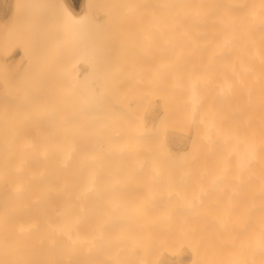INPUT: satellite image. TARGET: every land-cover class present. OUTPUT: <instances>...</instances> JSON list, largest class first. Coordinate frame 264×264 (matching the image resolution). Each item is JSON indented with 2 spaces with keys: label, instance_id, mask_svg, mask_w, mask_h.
<instances>
[{
  "label": "bare ground",
  "instance_id": "obj_1",
  "mask_svg": "<svg viewBox=\"0 0 264 264\" xmlns=\"http://www.w3.org/2000/svg\"><path fill=\"white\" fill-rule=\"evenodd\" d=\"M78 14L64 5L73 78L51 91L62 110L37 117L46 135L36 118L10 124L25 114L0 81V262L130 264L159 243L176 244L160 264H182L197 242L264 264V0H153L145 96L95 64L79 72ZM101 81L108 102L83 111Z\"/></svg>",
  "mask_w": 264,
  "mask_h": 264
},
{
  "label": "rangeland",
  "instance_id": "obj_2",
  "mask_svg": "<svg viewBox=\"0 0 264 264\" xmlns=\"http://www.w3.org/2000/svg\"><path fill=\"white\" fill-rule=\"evenodd\" d=\"M63 9V0H12V2L11 0H0V81L6 82V84L2 83L5 84V86L7 85L11 91L8 92V95L15 96L16 99L13 97L15 100H17V86L22 82L31 85H43L44 93L51 95L53 89H56L58 92L62 89L61 91L64 92L63 87H65L66 84L64 81L72 80L73 77L71 76V72L74 70L73 66L75 61H73L74 57L72 54L69 55L73 58H64L65 56H69L66 55L67 49L68 53H71V51H69L71 45L69 46L63 42V40L68 38V35L66 36L64 34ZM152 13L153 0H85L78 14L81 15L82 18L81 33L83 35L79 38L82 42L76 48H82L86 52L85 59L80 63L81 67L79 68V72H85L86 69L84 67L86 65L90 63L95 64L98 66L97 70L94 71L96 74L110 73L113 74V78L117 79V81L118 78H122L121 81H123V83H127L128 81L126 80H129L131 86L128 85L129 83H127V86L129 90L131 89V95L132 90L134 94L135 92L137 93V90L140 88L141 95L145 96V90H143L144 94L141 90L145 89L146 85L140 83V85H138L140 87L137 86L138 89L134 85L137 84V81L138 83L141 81L143 83H145V81L147 82L146 78L148 75L146 74L149 73V71H147L149 70L147 65L149 66V61H151L149 60L151 54H149V52L151 51L149 48L145 47L146 29L144 28L147 26ZM60 72L68 73V75L62 74L61 77ZM64 75L66 77H64ZM62 83H64V85H62ZM3 84L2 88L5 87ZM60 84L63 87H61ZM58 85H60V88H58ZM1 89L0 92H3L4 88L2 89L3 91H1ZM52 92H54V90ZM136 93L134 95H136ZM2 94H4V92ZM54 94L56 93H53V95ZM64 95L66 94L64 93ZM75 95H77V93L74 95L72 94V96ZM56 96H58V94L55 95V97ZM61 96L63 95L61 94ZM7 98L8 97H6V99ZM0 101V103H2L3 100ZM17 102L19 101H14L15 105H17ZM14 103H12V107H15ZM7 105L8 103L6 106ZM4 107L2 109H4L5 112L8 109L11 117H13L12 111L14 112V108L10 109L11 104L6 108ZM17 110L18 109L15 108L16 112ZM17 113L20 114V112ZM42 114L43 112L40 116ZM3 116L0 115L1 119ZM15 116L13 117L14 121L12 119L9 120L10 116L7 119L8 121L12 120L10 122V124L12 123L11 125H13L15 121L17 123L19 122V120H16ZM21 117H23V115ZM36 119L38 120V118ZM41 120L42 119L38 121L42 122ZM47 121L50 120L48 119ZM0 122L2 123L3 121L1 120ZM10 124L8 125V129ZM27 124L25 126H27ZM32 124H28L30 127L27 126L28 129L30 128V131H32L31 126L34 125ZM40 124L42 125L40 126L36 123L35 126L39 125L37 128H41L43 125H47L45 121ZM16 125L14 124L13 126L18 127L19 123L17 126ZM35 126L33 129L36 128ZM37 128L36 130L38 131L39 129ZM3 129H5V126L2 130ZM45 129L48 130V128ZM40 131L42 132L43 128L39 130L38 134L41 133ZM44 132L46 133L47 131ZM44 132L41 133V136L45 134ZM38 139H41L39 135ZM16 144L17 142L15 145ZM7 151L9 152V150ZM8 154H5V156ZM3 156L4 155H2V157ZM5 156L3 159H5ZM177 182L182 183V180ZM190 188L192 189V187ZM192 245L193 248L196 249H189V258L182 264H242L240 252L237 254L232 252L224 253V251L221 250L222 252L217 253L215 249L204 250L200 248L201 244L197 242H193ZM175 247L176 244L172 245L170 250H165L160 247L159 243H149L146 245L137 244L135 250L138 249V253L136 254L135 251L132 259L127 261L130 262V264H160L165 256L173 258L176 254V252H174Z\"/></svg>",
  "mask_w": 264,
  "mask_h": 264
},
{
  "label": "snow or ice",
  "instance_id": "obj_3",
  "mask_svg": "<svg viewBox=\"0 0 264 264\" xmlns=\"http://www.w3.org/2000/svg\"><path fill=\"white\" fill-rule=\"evenodd\" d=\"M55 7V6H54ZM70 15V13H69ZM106 84L101 81L100 83L93 84L91 90V102L83 109V111L99 112L103 109V106L108 102V96L105 91ZM16 96L18 98V109L21 113H24V117L19 121L20 127H23L24 122L27 119L37 118L42 112L47 113L50 117H54L55 112L59 109L62 110L63 105H57L55 99L50 94L44 93L43 85H31L28 83H20L17 86ZM78 113H72L64 118L65 124H70L72 120L76 119ZM28 214L38 217L42 209H25ZM8 213H5V224L7 225ZM33 227L39 226V220ZM11 240V234L5 227L3 235V243L7 248ZM0 264H47L44 261H6L0 262ZM72 264H99V262L91 261H75Z\"/></svg>",
  "mask_w": 264,
  "mask_h": 264
},
{
  "label": "crops",
  "instance_id": "obj_4",
  "mask_svg": "<svg viewBox=\"0 0 264 264\" xmlns=\"http://www.w3.org/2000/svg\"><path fill=\"white\" fill-rule=\"evenodd\" d=\"M11 2H12V0H11ZM82 2H83V0H63V4L64 5L66 4L67 6H69L73 10H75L76 13L80 12V10L82 9V7H83ZM2 19H4V18H2Z\"/></svg>",
  "mask_w": 264,
  "mask_h": 264
}]
</instances>
